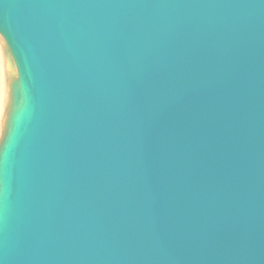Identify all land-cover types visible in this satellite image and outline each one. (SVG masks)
I'll use <instances>...</instances> for the list:
<instances>
[{
    "label": "water",
    "instance_id": "obj_1",
    "mask_svg": "<svg viewBox=\"0 0 264 264\" xmlns=\"http://www.w3.org/2000/svg\"><path fill=\"white\" fill-rule=\"evenodd\" d=\"M0 264H264V0H0Z\"/></svg>",
    "mask_w": 264,
    "mask_h": 264
},
{
    "label": "bare ground",
    "instance_id": "obj_2",
    "mask_svg": "<svg viewBox=\"0 0 264 264\" xmlns=\"http://www.w3.org/2000/svg\"><path fill=\"white\" fill-rule=\"evenodd\" d=\"M3 61L4 60L1 58V51H0V109H2V103H4L3 96H4V89L6 86L5 81L3 82V80H4L3 77L6 76L5 62H3ZM0 113H1V110H0Z\"/></svg>",
    "mask_w": 264,
    "mask_h": 264
},
{
    "label": "rangeland",
    "instance_id": "obj_3",
    "mask_svg": "<svg viewBox=\"0 0 264 264\" xmlns=\"http://www.w3.org/2000/svg\"><path fill=\"white\" fill-rule=\"evenodd\" d=\"M0 51H1V58L4 60V58H3L4 57L3 56V50H2V45H1V38H0ZM5 77H3V79H4L3 82L5 81ZM5 85L6 86H5V89H4V96H3L4 103H2V109H0L1 110V113H0V135H1V129H2L3 121H4V118H5V106H6V97H7V91H6L7 90V84H6V82H5Z\"/></svg>",
    "mask_w": 264,
    "mask_h": 264
}]
</instances>
